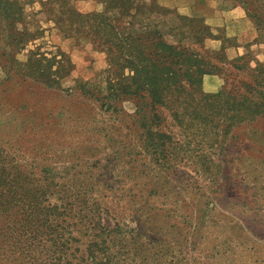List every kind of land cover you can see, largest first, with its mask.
I'll list each match as a JSON object with an SVG mask.
<instances>
[{"label":"rangeland","instance_id":"1","mask_svg":"<svg viewBox=\"0 0 264 264\" xmlns=\"http://www.w3.org/2000/svg\"><path fill=\"white\" fill-rule=\"evenodd\" d=\"M126 1L0 0L1 169L46 192L35 222L56 211L74 264L100 227L114 230L113 264H264V117H209L188 91L169 94L173 105L126 92L109 38L149 46L158 31L218 68L204 93L227 83L240 98L264 68V0H203L205 17L198 0ZM230 6L246 17L226 32ZM48 61L52 85L37 71Z\"/></svg>","mask_w":264,"mask_h":264},{"label":"trees","instance_id":"2","mask_svg":"<svg viewBox=\"0 0 264 264\" xmlns=\"http://www.w3.org/2000/svg\"><path fill=\"white\" fill-rule=\"evenodd\" d=\"M121 8L128 11L129 5L124 4ZM133 9L139 12L140 8L135 5ZM72 12L77 17H83L82 14ZM60 26H63L62 23ZM154 35L159 37L154 45L142 46L140 36L129 34L123 38L109 34L112 44L118 46H114L117 49L113 57L117 63L114 73L123 74L126 69L131 73L130 77H124L130 80L124 87L126 92L135 96H143L141 93H145L156 104L173 105V102L168 103L169 94L188 91L194 110L203 111L209 117H227L231 112L238 111H243V115L252 119L264 117V68L255 70L254 86L248 85L246 88L252 95L244 91L239 98L237 90H234L236 87L230 89L227 83L217 93L206 94L202 90V78L217 72L218 68L205 60L200 52L168 44L160 39L162 35L158 31ZM145 40L149 41V38ZM136 42L138 44H134ZM110 51L114 52L112 49ZM58 56L63 57V53L60 52ZM33 62L42 64L31 58L30 64ZM51 65L48 61L43 67H37V71L40 78L52 85L57 72L51 71ZM111 86L113 84L110 82ZM231 99L233 102H230ZM229 117L233 120L236 116L233 114ZM1 158L2 167L4 163ZM1 167L0 217L2 215L4 220L0 221V264H74L69 257L71 245L60 232L62 227L49 219V215L56 211L47 209V215L41 218L39 224L35 222L39 215L37 210L40 211V197L46 192L36 186H32L33 190L29 189V180L21 179L18 171L10 172L14 173L12 176H6V167ZM100 228L105 236L102 242L90 245L86 257L79 259L77 264H113L106 237L114 230Z\"/></svg>","mask_w":264,"mask_h":264},{"label":"crops","instance_id":"3","mask_svg":"<svg viewBox=\"0 0 264 264\" xmlns=\"http://www.w3.org/2000/svg\"><path fill=\"white\" fill-rule=\"evenodd\" d=\"M208 5L206 2L203 3V0H198V2L194 5L193 7V11H194V14L197 16H202V17H205L207 11H208ZM223 18H224V22H223V29L226 30V32H229L231 26L235 23H238V22H243L245 17H246V14L245 12L239 7V6H230L228 7L224 12H223ZM213 43H216L218 45L216 46H221V41H216V42H213Z\"/></svg>","mask_w":264,"mask_h":264}]
</instances>
